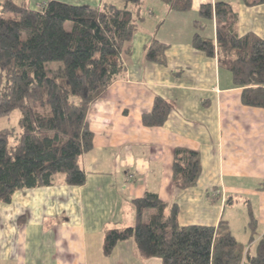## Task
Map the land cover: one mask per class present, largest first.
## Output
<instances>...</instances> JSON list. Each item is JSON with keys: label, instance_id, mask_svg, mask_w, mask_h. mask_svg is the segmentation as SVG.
I'll use <instances>...</instances> for the list:
<instances>
[{"label": "crops", "instance_id": "obj_1", "mask_svg": "<svg viewBox=\"0 0 264 264\" xmlns=\"http://www.w3.org/2000/svg\"><path fill=\"white\" fill-rule=\"evenodd\" d=\"M45 1L29 0L32 8ZM59 1L124 7L123 0ZM218 2L237 14L239 36L264 41V5L192 0L190 11L177 13L164 0H142L143 21L130 44L125 76L88 109L93 148L81 158L86 183L68 187L57 175L53 186L16 192L9 204H1L0 264H161L139 258L132 241L117 244L108 257L102 252L106 229L132 225L131 201L146 192L176 204L181 226L229 223L235 201L225 200L234 196L238 206L251 208L263 234L264 111L242 102L243 89L219 66L218 54L208 57L192 46L195 33L215 41L214 20H200L198 12L201 5ZM153 39L168 46L164 64L144 58ZM156 98L172 109L163 126L149 128L142 116ZM177 148L198 153L195 187L182 189L172 181Z\"/></svg>", "mask_w": 264, "mask_h": 264}, {"label": "trees", "instance_id": "obj_2", "mask_svg": "<svg viewBox=\"0 0 264 264\" xmlns=\"http://www.w3.org/2000/svg\"><path fill=\"white\" fill-rule=\"evenodd\" d=\"M123 2V8H92L47 0L32 8L29 0H0V118L20 114L16 144H9L13 131L0 130V205L9 204L16 192L53 186L57 175L68 187L86 183L81 158L93 148L88 109L124 78L130 44L143 21L142 0ZM164 2L177 13L192 6V0ZM244 3L258 6L264 0ZM198 17L214 20L216 39L195 33L192 46L208 57L218 54L219 66L243 89L242 102L264 111V41L239 36L238 16L227 3L201 5ZM199 24L194 22L197 28ZM167 49L153 39L144 58L164 64ZM52 63L59 66L48 68ZM171 109V103L156 98L151 112L142 116L144 126H163ZM200 169L197 152L173 151L177 187H195ZM234 201L228 196L225 203ZM131 206L132 225L106 229L105 257L117 244L132 241L139 258L161 264H264V232L259 234L251 210L245 247L224 221L217 227L179 225L177 205L155 193L133 199Z\"/></svg>", "mask_w": 264, "mask_h": 264}, {"label": "rangeland", "instance_id": "obj_3", "mask_svg": "<svg viewBox=\"0 0 264 264\" xmlns=\"http://www.w3.org/2000/svg\"><path fill=\"white\" fill-rule=\"evenodd\" d=\"M116 1V0H113ZM121 5V2L118 3V6ZM59 65L57 63H52L47 65L48 68H57ZM19 119H20V114L19 112L15 111L13 112L10 116L6 118H0V130H11L13 131V136L9 139V144L13 145L16 144L19 136ZM60 176V175H59ZM235 205H233V210L227 214V217L230 218L229 223L227 225L229 226V229L231 233L235 236L236 240L238 242H241L245 247L248 246L249 239L246 241L243 239V230L246 227L248 236L249 234V222L246 221V216H245V211L246 207L244 208L243 202H241V206H238L237 204L238 199H235ZM256 206H252L253 211H256ZM245 210V211H244ZM251 210V208H250ZM147 214L146 218L151 214ZM248 217H249V211H246ZM129 217H132L131 215Z\"/></svg>", "mask_w": 264, "mask_h": 264}]
</instances>
